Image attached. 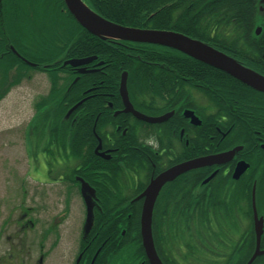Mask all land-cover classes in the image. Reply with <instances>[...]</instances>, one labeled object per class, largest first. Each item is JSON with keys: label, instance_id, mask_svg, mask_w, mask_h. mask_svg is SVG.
Wrapping results in <instances>:
<instances>
[{"label": "trees", "instance_id": "obj_1", "mask_svg": "<svg viewBox=\"0 0 264 264\" xmlns=\"http://www.w3.org/2000/svg\"><path fill=\"white\" fill-rule=\"evenodd\" d=\"M82 1L98 15L120 25L176 31L217 48L231 44L225 47L239 51L237 54L243 57L249 56L256 72L264 75V30L259 35L255 30L264 22L260 10L264 0ZM85 58L96 59L88 67L96 61L104 62L105 68L100 65V70L108 74L88 72L80 74L77 80L80 68L77 70L78 66L66 62ZM34 71L47 73L51 85L49 92L34 103L35 117L26 131L27 143L35 148L30 150L36 152L46 145L50 155H59L48 162L51 167L65 168L66 183H78V174L93 186L98 201L93 233L98 228H108L112 238L122 241L121 250L132 251L130 255L144 252L140 231L142 201L131 200L147 185L151 164L144 159V152L140 159L129 148L139 145L137 127L123 135L116 132L115 125L107 126L117 120L112 113L101 111L107 101L79 102L94 82L111 93L109 100L114 103L111 110L120 100L124 72L128 74L130 95L135 104L142 103L141 108L154 105L159 113H164L172 107L173 97L184 95L186 107L194 98H200L204 104L195 109L203 124L197 131L205 134L195 137L190 132V154L175 163L210 153L212 142L224 133L227 135L222 147L242 145L244 153L251 149V138L257 135L264 139V94L231 75L171 48L120 43L91 34L74 19L64 0H0V100L14 85L30 79ZM109 131L121 150L107 160L98 156L95 148ZM256 144L255 150L263 151ZM163 169L157 166V171ZM140 173L143 176L139 186L129 187L130 182L136 183L135 175L141 176ZM196 173H189L191 179L187 182L184 175L168 184L155 205L152 228L158 251L167 257L166 253L175 250L184 259L178 245L184 242L191 250L189 255L200 260L203 255L221 253L214 252L215 248L232 247L237 263L244 264L252 252L250 242L255 245L256 240L254 234L253 238L248 235L254 182L256 207L264 213V173H258L254 179L232 180L236 184L232 193L223 187L219 194L222 203L214 210L217 230L210 224L209 205L192 187L205 176ZM59 175L52 177L57 179ZM164 230L168 235H162Z\"/></svg>", "mask_w": 264, "mask_h": 264}, {"label": "flooded vegetation", "instance_id": "obj_2", "mask_svg": "<svg viewBox=\"0 0 264 264\" xmlns=\"http://www.w3.org/2000/svg\"><path fill=\"white\" fill-rule=\"evenodd\" d=\"M260 10L263 12L264 14V7H260ZM264 21V20H263ZM259 27L262 28V31L264 30V22L262 25H260ZM257 29V28H256ZM255 29V30H256ZM261 31V32H262ZM247 34H244L245 38L248 39V37L246 36ZM120 43L123 41H119ZM206 43V42H205ZM211 45V44H209ZM227 45H231L228 43H225L222 45L221 48H218L219 50H221L222 52H224L225 54L231 56L232 58L236 59L238 62L242 63L243 65H245L246 67L257 71V68H255L253 66V63L250 60L249 56H244L243 55H238L237 53L239 52H235L230 50L229 48L227 49L225 46ZM215 47V46H214ZM225 47V49L223 48ZM130 49H132L133 47H129ZM217 48V47H216ZM249 57V58H246ZM86 59V58H85ZM96 60V59H95ZM93 60V61H95ZM87 63L84 65H79L77 70H81L84 69L85 72H80L78 71V75H77V80L79 79V75L80 74H86L88 72H90L91 74L94 72H101L100 70V65H102V68H105L104 62H95L93 64V66L88 67L89 65H91V63ZM96 65V66H95ZM102 74H108V72L103 71L101 72ZM125 73V72H124ZM123 73V74H124ZM122 74V76H123ZM128 75V74H127ZM121 76V79H122ZM186 79H184L183 83H186L185 81ZM121 84V82H120ZM170 89V88H168ZM185 90V89H184ZM129 92V99L134 107V109L148 117H160L163 116L165 114L168 113H172L171 116L169 117V119H167L166 121L162 122V123H150L144 120L139 119L138 117H136L134 115V113L129 112V111H125L126 109V105L124 104L123 98L120 94V87H119V96H120V100L119 102L116 104V108L114 110H111L109 108H113V102L109 100L111 93L109 91H107V89L104 87L102 88L101 85L99 86H95V82L93 83V86H91L87 91H85L86 96L84 98H82L79 102H84L85 100H89V99H93V100H103V101H107V105L105 107H103V109L101 110L102 112L106 113L107 115L110 113H112L111 115L115 118H117L116 121H112L110 122L107 126H111V125H115L116 128V132H122L121 134L126 135L128 130L130 128L133 127H137L138 130V138H139V145H130L129 148H131L132 150H135V154L136 157L138 156L140 159H142L143 157V152L145 154V158L144 159H149L150 164H151V172H150V179L147 183V185L145 186V188L148 186L149 182L157 177L160 173H162L163 171L167 170L170 167H173L179 163L185 162L187 160L184 161H180V162H176V160L181 159L182 157H188L189 156V147H190V138H189V133L192 132L194 134L195 137H198V135H204L205 132L203 133H198L197 131V127L201 126L203 124V118L201 116V114H199V112H197V110L195 109V106H198L200 103L204 104L203 102L200 101V98H194L193 101H191V103H189V107H186L185 105L188 104L187 102H185V96L183 95V97L180 96H176L173 97V103H172V107L170 109H168L166 112L164 113H159L157 109V107H155L154 105H150L151 107L148 108H141V104L137 105L135 104V102L133 101L131 95H130V91ZM182 93H184L182 91ZM109 100V101H108ZM197 101V103H196ZM112 111V112H111ZM189 112H193L194 115L196 117L199 118V120L201 121L200 125H197L195 123H193L192 121V117L188 116L187 114ZM99 117V116H98ZM213 124L216 125V123L214 122ZM211 124V125H213ZM166 128V129H165ZM187 129L189 130V132L187 131ZM159 132H162V134H160ZM226 135L227 133H224L223 136L221 138H217V140H215V135H213V139L215 141L212 142V151L210 153L204 154V155H199V156H195L194 158H198V157H202V156H207V155H214V154H219V153H223L226 151H230L238 146H242V145H232L230 147H222V143L226 140ZM228 140V139H227ZM125 142H129L125 141ZM251 149L247 152L244 153V147L242 148V150L236 152V155L233 157V159H231L230 161L223 163V164H215L212 166H207V167H202L199 169H195L192 170L190 172L184 173L182 175H180L179 177H177L175 179V181L177 179H180L181 177H183L184 175V180L187 182L188 180L191 179L189 173L191 172H197L196 174L198 175H205L204 178L202 179V181L200 183H195L194 186H192L195 190L196 193L201 195L202 198L204 199L205 203L209 205V215L212 218L210 224L211 227H213L217 230V226L215 225L214 222V210L216 208L219 207V205L222 203V198L219 197V194L222 192L221 190H223V187L226 189V191H229L232 193V190L234 189V187H236V184L232 182V180H235L233 177V174L235 172V169L237 167V164L240 161H245L247 163H249V168L247 169V171L240 177L241 180L243 177H249L250 179H254L256 175H258V173L263 172L264 173V149L262 148V145L264 144V139H262L261 137L257 136L254 138H251ZM259 143V148L262 149L263 151H260L259 149L255 150V148L257 147V144ZM118 141L117 139L115 140L114 135L111 133V131H109L106 134V139L102 140L99 139V143L95 148V153L104 158L109 160L110 158L114 157V154L119 152L121 150V146L117 145ZM163 147V148H162ZM206 147L203 149V151H205ZM201 152V151H200ZM260 153H263V155L260 158ZM193 159V158H191ZM50 165V164H49ZM48 166V174L49 177L47 176V180H45L44 184H60L63 186L64 190L66 191L67 194H80L82 196V185L83 182L90 185L92 188L93 186L83 177H79L78 174H76V178L78 180V183H66L64 181V169L61 170H57L54 167H50ZM162 166L164 169L161 171H157V166ZM254 165V166H253ZM54 174H60L58 177L59 178H55L52 177V173ZM141 176H137L135 175V181L136 183H132L130 182L129 187H138L141 181V177L143 176V173H140ZM213 177L211 178L210 181L208 182H204L206 179H208L210 176ZM225 179L227 180L226 182H222V180L225 181ZM83 180V182L81 181ZM143 180V178H142ZM235 180V181H238ZM221 181V182H220ZM174 182V181H173ZM172 183V182H170ZM167 183L161 190L160 194L158 195V198L156 200L155 205L157 204V202L159 203L158 199L162 193V191L168 186ZM226 183V184H223ZM255 186V182L253 184V187ZM145 188L142 190V192L145 190ZM94 189V188H93ZM95 191V189H94ZM141 192V193H142ZM139 193L137 196H135L133 198V200H131L132 202L134 201H142V206L144 203V199H139L136 200V198L141 194ZM257 193V192H256ZM255 193V194H256ZM223 195V194H222ZM162 197H164V195L162 194ZM83 198V196H82ZM256 198V195H255ZM84 201V198H83ZM164 202V201H163ZM85 203V201H84ZM98 201L96 200V192H94V197H93V223L92 226L90 228V230L88 232H86V224L84 226V234H83V241L81 243V247L79 250V256L75 262V264H151V262L149 261L145 250L142 254H138V255H127V252H129L131 254V250L129 249L128 251L126 250H121V246L123 245L121 242V240H117V238H112L113 234L111 232H109L108 228H103V229H97L95 233H93V226H94V219H95V208L97 206ZM166 203V202H165ZM251 203H252V221L250 220V224L248 226V229H250L251 231H248V235L249 237L253 238V234L254 237L256 239V231H255V216H254V208H253V190H252V198H251ZM86 206V204H85ZM256 206H257V201H256ZM155 208V206H154ZM154 212V211H153ZM258 212V216L259 218L263 219V223H264V213L261 214L259 212V210L257 209ZM86 220H87V207H86ZM153 223V220H152ZM253 229V232H252ZM244 230H242L241 233H243ZM126 230H124L122 232V236L124 237L126 235ZM152 233H153V228H152ZM211 234V233H209ZM232 234V232H231ZM162 235L166 236L168 235V233L164 230V232H162ZM233 235H237L236 233H233ZM264 236V230H263V234L261 237V245H260V251H262L263 253H261L260 255H258L256 257V259L254 260V262L252 264H264V246L262 245V238ZM117 237V236H116ZM104 238V239H103ZM142 238V237H141ZM110 239H112V241H110ZM153 239H154V244H155V248L157 251V254L160 258V260L162 261L163 264H238L237 263V259L234 258V256L232 255L233 251L232 247L230 248H215L213 251L214 252H221V253H210L208 255H203L202 257H200V260H197L196 258H192L190 251L186 244L183 242L180 243L178 242V245L180 246V248L183 250V255H184V259H182V257H179V253L178 251L173 250L172 254L170 252L166 253L167 257H165L161 250L160 252L158 251L157 247H156V243H155V236L153 234ZM118 246V247H116ZM143 246V244H142ZM256 246H257V240H255V245H253L250 242V246L249 249H252V252L250 254V257L245 260L244 264H247L250 259L252 258V256L254 255L255 251H256ZM144 249V247H143ZM224 249L226 250V252H224ZM223 252V254H222ZM231 254V255H230ZM9 260V259H8ZM11 261H7V264L10 263ZM97 262V263H96Z\"/></svg>", "mask_w": 264, "mask_h": 264}, {"label": "rangeland", "instance_id": "obj_3", "mask_svg": "<svg viewBox=\"0 0 264 264\" xmlns=\"http://www.w3.org/2000/svg\"><path fill=\"white\" fill-rule=\"evenodd\" d=\"M31 73L0 100V264H75L86 206L80 194L42 183L49 158L59 155H50L44 144L30 150L26 141L34 103L51 85L47 73Z\"/></svg>", "mask_w": 264, "mask_h": 264}, {"label": "water", "instance_id": "obj_4", "mask_svg": "<svg viewBox=\"0 0 264 264\" xmlns=\"http://www.w3.org/2000/svg\"><path fill=\"white\" fill-rule=\"evenodd\" d=\"M64 2L67 9L78 22V24H80L91 34L100 36L104 39L157 45L177 50L199 62L231 75L252 89L264 94V75L246 67L236 59L212 47L208 43L176 31L136 28L120 25L98 15L92 11L82 0H64ZM261 31L262 28L257 27L256 34H261ZM93 59L94 58H86L82 60L72 59L66 63L77 67L79 65L90 63ZM80 72H85V70L81 69ZM127 80L128 75L127 72H125L122 76L120 84V94L123 98L124 104L126 105L125 111L132 112L139 119L150 123H162L169 119L172 113H168L160 117H148L136 111L129 99ZM187 115L192 117L193 123L197 125L201 124V121L194 115L193 112H189ZM242 148V146H238L230 151L190 159L170 167L160 173L157 177L153 178L145 190L136 198V200L144 199L140 217V231L142 244L151 264H163L157 254L152 233L154 206L162 188L167 183L175 181L177 177L184 173L202 167L226 163L233 159V157L236 155V152L242 150ZM262 148L264 149V144L262 145ZM249 166V163L240 161L237 164L233 174L234 179H240V177L247 171ZM212 177L213 175L204 182L210 181ZM81 181L83 182V180ZM94 192V189L90 185L83 182L82 196L87 207L86 232L90 230L93 223ZM255 193L256 187L254 186L253 208L257 246L254 255L247 264H252L256 257L263 253L260 251V245L264 230V223L263 219L259 218L258 216Z\"/></svg>", "mask_w": 264, "mask_h": 264}, {"label": "bare ground", "instance_id": "obj_5", "mask_svg": "<svg viewBox=\"0 0 264 264\" xmlns=\"http://www.w3.org/2000/svg\"><path fill=\"white\" fill-rule=\"evenodd\" d=\"M142 44V43H141ZM212 46V45H211ZM212 47H214V46H212ZM214 48H216V47H214ZM216 49H218V48H216ZM219 50V49H218ZM221 51V50H220ZM194 159V158H193Z\"/></svg>", "mask_w": 264, "mask_h": 264}]
</instances>
